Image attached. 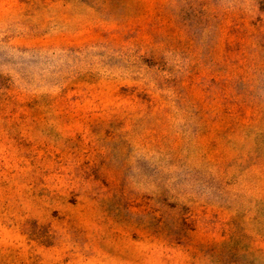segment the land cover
<instances>
[{"label": "rangeland", "instance_id": "rangeland-1", "mask_svg": "<svg viewBox=\"0 0 264 264\" xmlns=\"http://www.w3.org/2000/svg\"><path fill=\"white\" fill-rule=\"evenodd\" d=\"M0 264H264V0H0Z\"/></svg>", "mask_w": 264, "mask_h": 264}]
</instances>
